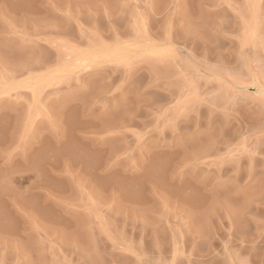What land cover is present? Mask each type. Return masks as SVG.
Masks as SVG:
<instances>
[{
  "label": "rangeland",
  "instance_id": "1",
  "mask_svg": "<svg viewBox=\"0 0 264 264\" xmlns=\"http://www.w3.org/2000/svg\"><path fill=\"white\" fill-rule=\"evenodd\" d=\"M0 264H264V0H0Z\"/></svg>",
  "mask_w": 264,
  "mask_h": 264
}]
</instances>
